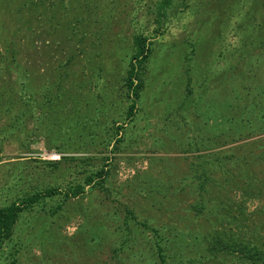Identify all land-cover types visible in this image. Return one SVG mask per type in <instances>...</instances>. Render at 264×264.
I'll list each match as a JSON object with an SVG mask.
<instances>
[{
	"label": "rangeland",
	"instance_id": "rangeland-1",
	"mask_svg": "<svg viewBox=\"0 0 264 264\" xmlns=\"http://www.w3.org/2000/svg\"><path fill=\"white\" fill-rule=\"evenodd\" d=\"M17 3L0 0L2 25L7 23L6 39L15 30L16 19L27 17L26 12L17 13ZM144 3H138L140 8L133 14L139 17V24L136 19L132 21L139 30L145 26V21L141 22L145 18L141 16ZM132 6H127V11ZM104 7L99 8V16ZM250 7L247 4L241 16L235 14L236 7L230 9L226 24L221 25L226 27L221 36L218 24L214 25V33L204 27L199 35L191 36L197 51L189 87L188 63L182 53L187 47L182 38L194 16L189 10L175 16L170 32L180 40L172 46L164 38L155 45L141 109L136 119L126 124L125 140L117 150L112 149L111 136L101 124L103 132L93 150L98 154L95 168L103 164L99 150L113 158L107 167L110 174L106 182L96 189L87 185L82 195L66 202L59 196L57 201L63 203V209L48 222L38 224L37 216L31 221L26 213L20 225L25 230L23 241L29 247L18 264H159L155 233L135 219L126 227L127 208L139 221L160 230L162 246L169 256L167 264H264L263 259L251 260L232 246L264 252V37L255 31ZM74 13L77 15V10ZM125 14L128 20V12ZM105 22L95 20L89 11L83 29L89 31L93 26L102 31ZM26 41L20 47L19 70L13 76L20 73L27 80L30 63H34L38 69L35 103L44 105L37 107L34 118L25 119L26 131L37 128L45 134L62 130L69 137L58 145L74 148L85 144L87 129L82 128L84 136H77L72 127L78 123L76 127L82 126L84 118L93 124L92 120L102 116L95 109H103L101 103L91 107L86 103L92 96L95 99L94 91L115 99V104L106 105H112L106 108L110 124L112 118H123L127 102L119 96L118 88L128 60L116 56L111 74H104L109 73L107 78L92 77L94 67L101 62L97 48L91 47L89 39L82 43L70 40L67 48L70 45L82 50L79 58L84 59L85 72L72 73L64 82V91L76 93L79 88L76 98L80 103L74 105L70 99L64 101L66 107H58L54 99L50 107L39 89L46 76L55 82L60 72L58 60L65 55L58 52L56 44L45 51L43 37ZM123 45L126 43L122 40L116 42L117 48ZM60 54L62 57H58ZM189 88L191 91H187ZM83 107L86 117L82 116ZM7 118L0 112V129ZM33 139L31 147L38 151L26 153L17 141L3 140L0 134V202L14 195L15 190L29 188L27 181L32 178L26 181L24 177L30 165L26 164L28 158L48 160L50 155L59 154L45 147L43 136ZM203 171L204 188L197 176ZM71 178L67 175L65 180L59 179L63 188ZM199 206L203 208L200 212ZM12 245L0 243V264H9Z\"/></svg>",
	"mask_w": 264,
	"mask_h": 264
},
{
	"label": "trees",
	"instance_id": "trees-1",
	"mask_svg": "<svg viewBox=\"0 0 264 264\" xmlns=\"http://www.w3.org/2000/svg\"><path fill=\"white\" fill-rule=\"evenodd\" d=\"M6 1L8 4L18 1L17 13L20 15L26 12L27 17L22 19L18 17L16 19L15 30L11 33V38L6 39L4 32L6 31L7 23L4 22L6 26L2 25L1 20H3V17L0 15V112H3L4 115L7 114L8 117L6 122L2 124L0 134L3 140L17 141L20 148L24 149L26 153L38 151L31 147L33 138L43 136L45 147L61 155V159L28 158L26 164L30 163V165L26 166L24 177L26 181L28 178H32L31 181H27L29 188L23 191L15 190L13 192L15 193L14 195L9 194L3 202H0V243H13L7 259L9 264H18L20 257L29 247V244L23 241L22 233L25 230L20 225L26 213H29V220L31 221L37 216L39 219L38 224L43 221L48 222V219H53L63 209V203L57 201L59 196L66 202L71 197L82 195L87 185L96 189L102 187L106 182L107 176L110 174L107 167L113 158L102 154L103 151L101 150L102 152H100L99 150L98 152L102 158L100 155L99 157L103 164L95 168L98 154L93 150L96 141L100 139L103 132L101 124H105L106 131L111 136L112 149L114 151L117 150L119 145L125 140L128 130V125L126 124L134 121L137 112L141 109L140 105L147 87V74L155 45L164 38L169 39L172 46L177 45L180 40V37L170 32V24L176 18L175 16H179L188 10L194 16L190 24L184 28L185 32L182 38L183 46L187 47L182 53L184 61L188 63L187 85L189 87L192 83V78L189 76L191 74V64L197 51V43L193 41L191 36L199 35L204 27L212 29L211 31L214 33V25L216 24L219 25L220 36L223 35L222 31L226 27L221 25L226 24L227 21L224 19L227 17L229 10L236 7L235 14L241 16L248 4L251 5L249 10L252 12L251 17L256 21L254 23L256 26L255 31L258 36L264 37V0H23L22 3H20L21 0ZM142 1L146 2L141 7V16L145 17L141 22L145 21V26L143 30H139V17L138 15L134 17L133 14L140 8L138 3ZM131 3H133V6L127 11L126 7H130ZM102 6H105L103 8L105 13L103 12L102 16H99L98 11ZM76 10L78 12L77 15L76 13L73 14ZM89 11L95 20L101 21V23L106 21L104 30H94L93 26L92 28L90 27L89 31L83 29V23L86 22ZM126 12H128V20L125 19L127 17ZM135 19L138 24L134 23V25L132 21ZM41 22L44 24L42 23V28H39ZM126 26L127 30H125ZM38 37H43L46 45L45 51L51 45L56 44L58 52L65 55L62 61L58 60L60 72L55 82L53 83V81L49 80L51 79L50 76V78L46 76L39 89V91H43L46 104L50 107H52L54 99H57L58 107H66L67 102L64 103V101L70 99L73 100L74 105L80 103V100L76 98L77 94L81 92L79 88H76V93L71 90L70 92L64 91V82L72 73L76 74L78 70L82 71V73L85 72L84 59L79 58L82 50H76L70 45L67 48L70 40L75 39L76 42L82 43L89 39L91 47L97 48L96 55L101 57V62H97L92 71V77L107 78L113 70L111 66L116 56L121 57L123 60H128L121 75V83L118 88L119 96L123 101L127 102L123 113H121L123 118H112L113 123L111 122L112 124H110L106 113L109 110H106V108H111L115 104V99L110 100L101 92L94 91L95 99L92 96L86 103L90 107L94 103H101L100 105H102L103 109H99L100 107L95 108L102 112L99 113V115L102 114L98 119L99 121L92 120L93 124H91L89 121L86 122L84 118L82 126L76 127L80 125L78 123L72 127L74 129L73 132L77 136H84L82 128L87 129V133H85L87 136H84L85 144L74 146V148L58 145V142L69 137L62 130H51L50 133L45 134L39 132L37 128L35 130L33 128L29 132L26 131L25 119L34 118L37 107L44 106L41 103H35L37 96L33 91L37 86L36 72L38 69H35L34 63H30V73H28L27 80L23 79L20 73L16 78H14L13 74L19 70L20 47L22 44L27 42L26 40L35 42ZM119 40L126 43L123 48H117L116 42ZM223 45L226 49L228 48L227 44L223 43ZM50 50L51 48L47 51ZM36 53H39V50ZM87 53L85 52V54ZM61 54L58 57H62ZM105 72L109 73L104 76ZM187 91H191V89L189 88ZM90 101L93 103H90ZM110 102H113L112 105L106 107L107 103ZM82 113V116L86 117L85 107H83ZM96 113L98 114V112ZM94 117L98 118L96 115ZM69 151H75L78 155L80 153L88 154L85 156L71 155ZM73 166H78V168L73 170ZM62 170H64V174H62ZM204 173L205 171L197 175L202 188H204L206 183V175ZM60 174L62 175L60 176ZM67 175L72 178L66 182V186L63 188V183L59 179L64 178L63 180H65ZM200 206L198 207L199 212L203 209ZM132 219L137 220L138 223L155 233L158 257L160 259L159 264H167L169 256H167L162 246L163 237L160 234V230L150 226L149 222L139 221L135 212L127 208L124 225L128 227ZM232 246L243 253L245 257L248 258L249 256L251 260H264L263 251L256 248L253 250L243 245Z\"/></svg>",
	"mask_w": 264,
	"mask_h": 264
},
{
	"label": "built area",
	"instance_id": "built-area-1",
	"mask_svg": "<svg viewBox=\"0 0 264 264\" xmlns=\"http://www.w3.org/2000/svg\"><path fill=\"white\" fill-rule=\"evenodd\" d=\"M49 158H51V159H60L61 155L60 154H53V155H50Z\"/></svg>",
	"mask_w": 264,
	"mask_h": 264
}]
</instances>
